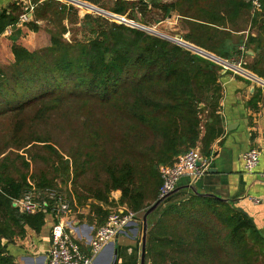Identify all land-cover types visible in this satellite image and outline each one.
Masks as SVG:
<instances>
[{"label": "trees", "instance_id": "obj_1", "mask_svg": "<svg viewBox=\"0 0 264 264\" xmlns=\"http://www.w3.org/2000/svg\"><path fill=\"white\" fill-rule=\"evenodd\" d=\"M86 1L149 26L179 15L185 41L222 59L242 61L264 77V0L262 11L254 14L250 0ZM31 2L35 18L26 23L31 30L40 29L39 20L52 23L53 18L58 24L50 27L46 48L30 50L12 37L14 60L0 62V264H21L8 245L27 227L42 230L50 206L59 201L49 192L57 176L72 174L76 185L93 174L75 186L77 203L89 198L111 203V192L120 190L121 205L144 211L159 198L160 166L193 147L209 155L223 131L220 63L100 14L80 18L74 5L59 0ZM26 10L16 1L3 9L0 35L18 24ZM76 23L92 37L67 40L64 35L75 29L68 25ZM261 96V91L254 94L252 109H259ZM10 147L40 149L29 159H50L42 154L45 149L63 170L50 160L32 169L24 155L6 152ZM29 191L48 208L20 212L14 199ZM146 260L264 264V233L231 200L192 193L169 205L149 227Z\"/></svg>", "mask_w": 264, "mask_h": 264}, {"label": "crops", "instance_id": "obj_2", "mask_svg": "<svg viewBox=\"0 0 264 264\" xmlns=\"http://www.w3.org/2000/svg\"><path fill=\"white\" fill-rule=\"evenodd\" d=\"M15 1L22 3L25 9L30 6L29 0H0V12ZM33 10H29L33 13L30 19L24 20L21 16L18 24L9 25L0 35V51L6 55L5 59H0V62L14 60L11 48L12 37L18 38L28 49L34 50L36 43L32 42L33 35L46 36L43 32L44 26H41L43 20L37 21L40 25L38 31H33L27 26L26 23L35 18ZM171 18L178 21L177 25L182 22L179 15H170L167 19ZM248 33L246 31V35ZM253 34L256 35L257 32ZM247 52L250 56L256 53L253 48ZM252 60V57L246 59V61ZM240 68L264 80V77L242 65ZM221 82L223 96L219 112L223 117V131L212 142L210 154L203 153L209 162V168L198 178L184 175L178 183V191L149 215V227L156 224L169 205L179 203L192 193H196L193 186L199 193L231 200L252 217L257 227L264 233V83L228 67L222 74ZM258 91H261L262 96L258 104L259 109L256 111L249 106V103ZM251 148H258L261 155L259 165L254 171L249 172L244 168L243 154ZM120 198L121 191L115 190L110 195L111 203L89 198L82 205L72 207L66 213H59L57 207L50 206V210L46 211V223L42 230L37 233L27 227L24 235L13 238L8 250L21 264H47L53 226L62 222L65 224V230L79 244L81 250L88 252L97 228L107 220L108 215L116 208L128 209L119 203ZM145 211L136 212L135 219L122 229L123 232L119 234L117 240L115 238L102 248L94 258L93 264H113L115 259L116 264H141ZM146 261V264H151Z\"/></svg>", "mask_w": 264, "mask_h": 264}, {"label": "built area", "instance_id": "obj_3", "mask_svg": "<svg viewBox=\"0 0 264 264\" xmlns=\"http://www.w3.org/2000/svg\"><path fill=\"white\" fill-rule=\"evenodd\" d=\"M30 1V6L26 9L33 10L34 4ZM252 6V13L261 12L263 9V0H250ZM28 12L22 15V19H28ZM225 67L231 68V64L241 69L242 61H229ZM223 66V65H222ZM235 70L239 73L241 71ZM234 70V69H233ZM243 74V73H242ZM261 152L258 148H251L243 154L244 168L247 171H254L260 163ZM209 168L206 156L199 147H193L186 153L180 155L172 164L161 165L160 173L163 180L159 192V198L167 195L177 188L180 179L184 175H191L193 178H198L204 175ZM51 196L55 197L51 192ZM14 206L20 212L36 213L41 208L46 210V205L38 202L33 191L26 192L23 196L14 199ZM122 208V207H120ZM120 208L114 209L107 220L99 225L97 231L90 242V250L83 252L77 242H75L71 235L65 230V224L60 222L53 226L52 229V243L48 252L47 264H93L96 255L102 248L113 241L116 235L127 225L133 221L137 215L129 209ZM59 213H66L70 210L69 203L65 200L59 199L57 208Z\"/></svg>", "mask_w": 264, "mask_h": 264}, {"label": "rangeland", "instance_id": "obj_4", "mask_svg": "<svg viewBox=\"0 0 264 264\" xmlns=\"http://www.w3.org/2000/svg\"><path fill=\"white\" fill-rule=\"evenodd\" d=\"M59 1H62V2L67 3V4L74 5L79 11L80 18L84 17V16L81 17V15H80V11L82 9H84V8L87 10L88 13H94V10L91 7L90 8L89 7L86 8L83 5L73 3L72 1H69V0H59ZM83 1L88 2L86 0H83ZM89 3L97 6L94 3H91V2H89ZM109 12H111V11H109ZM111 13H113V12H111ZM94 14H99V13H94ZM100 15H102V14H100ZM120 16H122V15H120ZM105 17H107L108 19H110L112 21H117V22L121 21V19H118L116 17H111V16H105ZM123 17L127 18L126 16H123ZM127 19H129V18H127ZM129 20H132V19H129ZM53 21H54V19L52 18V23L51 22L47 23V21H43V23L41 25L42 27L44 26L45 30L43 32L46 34V36L45 35L40 36L41 34L40 35H36V36L33 35L32 42L36 43V49H34V50L46 48V47L51 45V38H50L51 33H50L49 29H50V27H52V29H54L56 27L55 25L58 24L57 22H53ZM132 21H134V20H132ZM134 22H137V21H134ZM177 22L178 21H176L173 18H171V19L164 20V21H162V22H160L159 24H156V25H150V26L149 25H145V24H143V25H145L147 27H151V28H153V29H155V30H157V31H159L161 33H164V34H167L169 36L174 37L176 34H180L179 31L181 30V27H182L180 25H177ZM65 23L68 24L69 20H65ZM137 23H140V22H137ZM140 24H142V23H140ZM68 27L70 28V30L71 29L73 30V28H75L74 32L72 31V33H71V32L67 31V33L64 35V37L67 40H69V41H71V39H73V38H75L77 40H88V39H90V37H92V34L90 32H87L85 30H80V26H79L78 23H76V25L70 24V25H68ZM185 42H187V41H185ZM5 57H6V55L3 54L2 51H0V59H5ZM10 62H12V61H10ZM68 133H69V130L67 131V134ZM62 139H64V138H62ZM64 142L66 144H68L65 139H64ZM10 150H13V151H15L17 153H20V154L24 155V157H26V159L27 158L28 159L31 158V154L32 153L40 151V149L29 148V147L26 150H24V149L18 150V149H15L13 147H10V148L7 149L6 152H8ZM42 154L45 157H50V159H29L32 169L45 167V165L47 163H49L48 160H50V163H54L55 166L59 167V162L60 161L57 159L56 156L51 155L50 152H48L45 149L42 150ZM10 155H12V157H11L12 159H16L15 158V156L17 155L16 153H11ZM18 157H19V160H17V161H19L18 162V166H19L20 170L25 171L26 167L23 166L21 161H20V160H22V158L20 156H18ZM44 160H47V161L44 162ZM35 161H37V162L35 163ZM163 165H168V164H163ZM59 169H61V168L59 167ZM61 170H63V169H61ZM57 174H58V172H57ZM93 177H94L93 174L89 173L85 177H81L80 180H78L77 184L75 185V183L73 182L74 181V176L72 174L71 175H66L63 178H61L60 176H57L55 178L56 180H54V186L52 187V189L49 190V192L54 193V195L56 197H58L59 199H62V200H65V201L69 200L71 202L73 201L74 204H71V206L69 205L70 208L75 207L77 205H82V203H84L85 201H84V199H82V203H77L78 201H77V194L75 192V186L81 187L82 184H85V178H89L90 180H92ZM105 177H106L105 174L102 173L101 178L104 179ZM78 190H80V188H78ZM121 194H122V192H121ZM35 195H36V193H35ZM58 203H59V201H58ZM58 203H57V205H58Z\"/></svg>", "mask_w": 264, "mask_h": 264}, {"label": "water", "instance_id": "obj_5", "mask_svg": "<svg viewBox=\"0 0 264 264\" xmlns=\"http://www.w3.org/2000/svg\"><path fill=\"white\" fill-rule=\"evenodd\" d=\"M69 1H72L73 3H76V4H80V5H83L84 7H91L93 10H94V13H99V14H102L104 16H111V17H116L118 19H121V23H125L129 26H132V27H136V28H140V29H143L151 34H155L157 36H160V37H163V38H166V39H169L181 46H184L185 48L189 49V50H192L193 52H196V53H199L201 55H204L220 64L223 65V69L221 70V74L225 73L226 70H227V67L226 64H228V62L225 60V59H222L202 48H199L198 46H195L194 44H191L189 42H185L182 38V35L181 34H176L174 37L172 36H169L167 34H164V33H161L151 27H147L143 24H140V23H137V22H134L132 20H129L123 16H120L118 14H115V13H111L105 9H102L100 7H97L93 4H90L89 2H85L83 0H69ZM131 1H137V0H131ZM87 10L84 8L80 11V15L81 17L82 16H85L87 14ZM33 16V13L32 12H29L28 13V18L30 19L31 17ZM22 24V23H20ZM249 53L252 54V52L249 51ZM231 64V67L234 69V70H238V67L235 66V65H232ZM239 71H241L243 74H247L249 75L251 78L255 79L256 81H260V82H263L264 83V80L251 74V73H248L246 71H244L243 69H239ZM192 188L194 189V191L197 193V194H203V193H199L195 187L192 186ZM178 189H174L173 191H171L170 193H168L167 195L163 196V197H160L158 198L154 203H152L145 211L144 215H143V228H142V258H141V264H146V254H147V237H148V230H149V222H148V217L149 215H151L155 210L158 209V207L160 205H162L171 195H173L175 192H177ZM203 195H211V194H203ZM213 196V195H212ZM123 232L122 230L116 235V240L117 238L119 237V234ZM7 240L5 239L4 240V243H6ZM113 264H116V259L114 260Z\"/></svg>", "mask_w": 264, "mask_h": 264}, {"label": "bare ground", "instance_id": "obj_6", "mask_svg": "<svg viewBox=\"0 0 264 264\" xmlns=\"http://www.w3.org/2000/svg\"><path fill=\"white\" fill-rule=\"evenodd\" d=\"M90 8V7H89Z\"/></svg>", "mask_w": 264, "mask_h": 264}]
</instances>
